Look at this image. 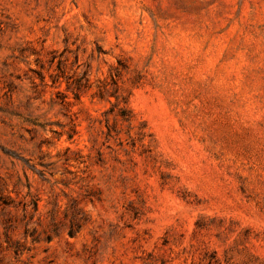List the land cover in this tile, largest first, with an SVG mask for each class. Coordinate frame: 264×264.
<instances>
[{"label": "rangeland", "instance_id": "rangeland-1", "mask_svg": "<svg viewBox=\"0 0 264 264\" xmlns=\"http://www.w3.org/2000/svg\"><path fill=\"white\" fill-rule=\"evenodd\" d=\"M0 264H264V0H0Z\"/></svg>", "mask_w": 264, "mask_h": 264}]
</instances>
